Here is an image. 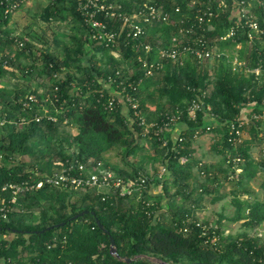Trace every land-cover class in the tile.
<instances>
[{
	"label": "trees",
	"instance_id": "16d2710c",
	"mask_svg": "<svg viewBox=\"0 0 264 264\" xmlns=\"http://www.w3.org/2000/svg\"><path fill=\"white\" fill-rule=\"evenodd\" d=\"M222 1L225 5L220 4ZM105 2L114 3L113 10L125 15L153 5L157 12L169 13V18L146 21L142 16L145 33L133 38L123 31L116 45H108L92 37L93 30L86 25L77 0H50L43 18L57 27L65 22L73 31L68 40L65 38L62 52L56 53L49 45L37 46L34 37L16 36L9 26L15 12L0 0V81L17 69L29 87L20 92L6 85L0 87V185L30 176L38 178L41 174L34 173L35 167L39 172H50L76 157L91 170L101 162L125 179L147 175V187L126 196L112 194L106 200L95 191L80 196L75 189L47 185L22 192L7 216L0 214V256L24 264L37 260L46 264H155L146 256L170 263L264 264V240L257 233L264 223V196L251 184L264 169V159L257 160L252 153L255 136L238 144L229 139L230 122L246 112L264 111V33L253 31L251 38L248 26L240 25L232 37L221 38L237 20H244L242 5L264 28V0ZM209 8L214 15L206 18L203 33L196 19ZM99 18L121 31L118 16H107L103 11ZM194 21L192 30H186ZM201 34L208 48L224 54L214 58L182 54L183 63L165 58L160 72L145 74L140 56L157 60L162 48L187 43L197 46ZM147 43L152 46L149 52L144 47ZM24 57L32 61L25 62ZM112 90L136 95L143 114L151 121L179 109L180 121L186 125L181 133L185 139L174 148L173 139L167 146L154 131L145 135L129 106L125 109L118 99L114 107L107 106ZM30 92L39 100L32 102V109L23 105ZM194 101L199 109L192 118L189 108ZM36 114L43 118L36 120ZM209 125L217 133L211 147L222 154V161L211 166L197 161L192 147L195 130L206 132ZM250 125L255 135L261 131L264 117ZM141 138L154 146L151 159L160 160L165 167L161 178L158 173L151 176L143 165L133 164L128 171L109 163L112 151L122 149L126 160L144 148L138 143ZM195 166L202 180H194ZM223 180L230 184L232 214H220L217 225L199 220L196 208L206 194L212 195L213 202L226 196L220 191ZM154 183L161 185L162 192L152 191ZM196 192L200 194L196 196ZM83 210L87 212L71 219ZM224 217L240 222L241 228L226 233ZM97 218L108 231L99 226ZM62 222L61 226L45 229ZM111 236L119 257L111 253Z\"/></svg>",
	"mask_w": 264,
	"mask_h": 264
},
{
	"label": "built area",
	"instance_id": "2783aa9c",
	"mask_svg": "<svg viewBox=\"0 0 264 264\" xmlns=\"http://www.w3.org/2000/svg\"><path fill=\"white\" fill-rule=\"evenodd\" d=\"M25 0H1L2 3H6L11 12H15L16 7L23 3ZM106 0H77L78 10L84 16V21L86 25L90 26L93 30L92 37L98 43H105L108 45H116L121 37L123 31L126 32L127 36L133 38H139L143 33H145V27L140 22L142 16H146L145 20L163 19L167 21L169 18V13H159L153 5H146L145 7L138 8L133 11L130 15L124 14L121 10H113L114 3H106ZM220 4H224L222 1ZM176 10L179 11L180 7H176ZM105 12V14L111 16H118L122 20V29L120 32L110 27L109 22L99 18L100 13ZM241 17L244 18L242 21L237 20L235 22V27L231 26L226 34L221 36V38L232 37L236 32V26H248L249 35L252 38L253 31H257L260 34L264 33V28L261 27L259 21L255 18L253 14L248 12V9L242 5L240 7ZM214 15V11L209 8L207 12L200 13L197 15V23L201 30H206L205 20ZM195 21L191 23V26L186 30L191 31L194 26ZM185 28L182 27L181 31H184ZM197 46L192 44H184L181 47L174 48H162L160 50V55L157 60H149L143 56L139 57V61L142 63L145 68L146 75H153L156 71L160 72L164 67V59L170 58L173 61H180L183 63L182 54H195L201 58L204 56L214 58L216 56H221L223 52H219L216 49H210L207 47V41L203 34L200 35ZM146 52H149L152 48L150 43L144 45ZM257 67L255 71H259ZM131 84V83H130ZM117 99L124 102L129 106L133 112L134 118L137 123L142 127L143 133L150 134L154 131L155 135L161 140L164 145H169L171 139L174 140V148L177 147V142L183 141L185 137L182 134H178L176 138H171L170 130L180 121V110L177 109V112L169 113L165 112L162 115L159 121L149 120L142 112L140 106L139 98L128 92L127 94H122L119 90H112L111 95L108 98L107 106L114 107L116 105ZM39 102L37 96L34 93H31L27 96V99L23 100L24 107L33 108L32 102ZM199 109V103L194 101L189 108V114L192 118L196 117L197 110ZM48 112V109H45ZM48 117L52 120H55V116L48 114ZM264 117L263 112H246L243 113L240 117L233 120L229 123L230 127V137L229 139L233 141L234 144H238L246 139L245 136V127L251 122H254L260 118ZM36 120L43 118V115L36 114ZM211 125L206 127V130H210ZM202 132L201 129H196L194 136L197 137ZM2 158V154H0ZM96 170L88 168L87 164L81 162L78 158H69L66 160V164L63 167H55L50 172H39V169L35 167L34 173L41 174L40 177L35 178L30 176L28 179H23L16 182H5L0 185V214L7 216L9 211L13 209V203L17 202L18 195L25 191H32L41 188L44 185L50 187H58L62 189H76L84 190L85 192L91 190L95 191L100 195L102 200H106L112 194H118L120 196H126L133 193L136 190H142L147 187L149 177L147 175H141L139 177L130 179L123 178L121 176H116L111 168H105L102 166L101 162L97 163L95 167ZM240 168H237L238 171ZM165 172V167L163 168ZM204 173V172H203ZM164 173L159 174L160 178ZM9 192V194H7ZM200 225V222H198ZM1 248V246H0ZM38 261V260H37ZM34 261L28 264H46L44 262ZM155 264H161V262L156 259ZM0 264H24L17 259L12 257H3L0 256ZM65 264H80L75 262H68Z\"/></svg>",
	"mask_w": 264,
	"mask_h": 264
},
{
	"label": "rangeland",
	"instance_id": "374dc122",
	"mask_svg": "<svg viewBox=\"0 0 264 264\" xmlns=\"http://www.w3.org/2000/svg\"><path fill=\"white\" fill-rule=\"evenodd\" d=\"M50 2V0H25L23 5L15 11L10 21V28L13 30V33L16 36H26L27 38L34 37L33 42L39 46L44 47V45H49L51 50L56 53H61L64 47L65 38L70 37L73 31L70 26L66 25L65 22H59L58 27L54 24H48V22L43 18L44 7ZM71 16H68V21L71 22ZM57 32L60 34L57 35ZM65 32V34H64ZM64 34V35H62ZM59 38V42L56 41V38ZM13 50H16V46H12ZM37 52V51H36ZM35 52V53H36ZM36 54H39L37 52ZM25 62H31V57H24ZM6 85L7 88H12L17 90V92L22 89H29L26 86L25 78L23 77L20 70L15 69V74L8 75L4 78L3 81H0V87ZM44 87L40 88V92H43ZM16 92V91H15ZM31 93V92H30ZM13 97V96H12ZM44 108L45 105H43ZM48 109V108H46ZM73 133H76L77 130L74 128L68 127ZM251 125L245 127V136L246 139L250 138L251 135L255 139L253 141L252 153L257 160L264 159V125L262 126L261 131L255 135L250 130ZM217 136L216 131L210 129L206 132H201L197 137H193L192 147L194 149V157L197 161H204L205 164L211 166V164H217L220 160L222 161V154L216 153L211 147L210 144L213 143L214 138ZM138 143L141 144L144 148L138 149L134 154H130L126 160L123 157L122 149L119 152L112 151L108 154L109 163L113 166L119 167L121 170H131L133 164L143 165L146 172L151 176L154 174H161L163 171V165L160 160L154 161L151 159V156L154 155V146L146 138H141L138 140ZM126 145V144H125ZM217 172H220L219 169H215ZM240 170V169H239ZM195 172L197 176L194 180H202L203 177L200 175L198 166H195ZM219 174V173H218ZM221 174V173H220ZM163 175V176H164ZM221 176V175H220ZM264 180V169L261 168L260 173L251 180L252 186L258 190L264 196V188L262 187V182ZM224 186L220 189L222 193H227L223 199L213 202L211 200L212 195L206 194L204 200L197 206L196 212L199 217V220H207L212 222L214 225L219 224L220 214L228 216L232 214L234 206L231 203L232 194L230 191V184L225 180ZM152 190H157V192H162L161 185L154 183L152 185ZM78 191L77 194L80 196L85 195L84 190H74ZM200 192H196L198 196ZM243 197L247 195L243 194ZM222 220V219H221ZM223 227L225 232H236L241 226L240 222H230L225 217L222 220ZM258 235L264 240V223L257 228ZM152 261H156L155 256L149 258Z\"/></svg>",
	"mask_w": 264,
	"mask_h": 264
},
{
	"label": "water",
	"instance_id": "95a60500",
	"mask_svg": "<svg viewBox=\"0 0 264 264\" xmlns=\"http://www.w3.org/2000/svg\"><path fill=\"white\" fill-rule=\"evenodd\" d=\"M85 212H87V210H83V211H81V212L75 214L74 216H72L71 219H76V218L82 216ZM93 213H95V212L93 211ZM64 223H65V222L57 223V224H54V225H50V226L46 227L45 229H48V230H49V229H52V228H54V227L61 226V225H63ZM97 223L99 224V226H100L103 230L108 231L107 228L101 223L100 219H98V218H97ZM45 229H41L40 231L43 232V231H45ZM110 249H111V253H112V254H114L115 256H118V257H119V253H118V250H117V247H116L115 239H114L112 236H111V248H110ZM146 257H149V258H150L151 256H146ZM134 259H136V258H127V261H132V260H134ZM157 259L161 262V264H209V263H205V262H201V261H197V262L170 263V262H166V261H164V260H161V259H159V258H157Z\"/></svg>",
	"mask_w": 264,
	"mask_h": 264
},
{
	"label": "crops",
	"instance_id": "0c3cea01",
	"mask_svg": "<svg viewBox=\"0 0 264 264\" xmlns=\"http://www.w3.org/2000/svg\"><path fill=\"white\" fill-rule=\"evenodd\" d=\"M123 105H124V108L125 109H127V105L123 102ZM185 128H186V125H185V123H183V122H178L174 127H172L171 128V130H170V136H171V138H176V136L178 135V134H181L182 133V131H184L185 130ZM210 147H211V144H210ZM212 148V147H211ZM213 149V148H212ZM216 152V151H215ZM217 153V152H216ZM157 185H160V184H156V186ZM154 193H158L157 192V190H152ZM91 192H89V194H90Z\"/></svg>",
	"mask_w": 264,
	"mask_h": 264
},
{
	"label": "bare ground",
	"instance_id": "6f19581e",
	"mask_svg": "<svg viewBox=\"0 0 264 264\" xmlns=\"http://www.w3.org/2000/svg\"><path fill=\"white\" fill-rule=\"evenodd\" d=\"M260 67V66H259Z\"/></svg>",
	"mask_w": 264,
	"mask_h": 264
}]
</instances>
